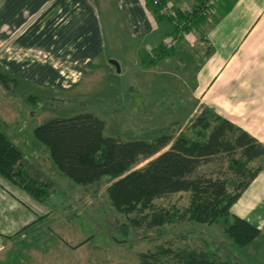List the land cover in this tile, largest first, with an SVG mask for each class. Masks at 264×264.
<instances>
[{
  "label": "rangeland",
  "instance_id": "374dc122",
  "mask_svg": "<svg viewBox=\"0 0 264 264\" xmlns=\"http://www.w3.org/2000/svg\"><path fill=\"white\" fill-rule=\"evenodd\" d=\"M94 2L104 47L80 81L67 89L24 79L14 84L0 81V130L20 149L28 175L51 185L50 194L40 202L43 214L4 242L0 264H140V253L167 244L204 249L228 263L264 264V223L255 239L238 246L231 243L224 229L227 221L221 217L211 222L179 218L166 222L165 210L187 205L185 192L154 199V209L163 213L158 218L149 215L150 209H120L107 193L115 177L103 175L87 184L76 183L55 167L47 146L33 136V127L46 118L81 112L100 118L103 135L122 141L151 140L161 134L189 136L191 120L205 106L191 114L190 100L179 98V67L174 60L142 69L144 65L136 62L137 41L126 32L112 0ZM168 2L189 10L195 0ZM157 25L156 34L171 33L169 22ZM191 41L194 46L196 40ZM110 60L117 62L119 72ZM216 161L200 166L198 173L227 175L224 165Z\"/></svg>",
  "mask_w": 264,
  "mask_h": 264
},
{
  "label": "crops",
  "instance_id": "0c3cea01",
  "mask_svg": "<svg viewBox=\"0 0 264 264\" xmlns=\"http://www.w3.org/2000/svg\"><path fill=\"white\" fill-rule=\"evenodd\" d=\"M112 2L126 32L138 42L136 62L142 69L174 60L179 98L190 100L191 114L205 105L264 146V0L213 2L211 20L192 30L196 36L191 32L194 46L180 39L160 56L153 49L166 34H156L157 21L144 0ZM97 17L94 0H0V73L12 84L24 79L70 88L103 50ZM44 209L0 176V251ZM229 211L259 230L264 223V166Z\"/></svg>",
  "mask_w": 264,
  "mask_h": 264
},
{
  "label": "trees",
  "instance_id": "16d2710c",
  "mask_svg": "<svg viewBox=\"0 0 264 264\" xmlns=\"http://www.w3.org/2000/svg\"><path fill=\"white\" fill-rule=\"evenodd\" d=\"M166 2L168 0H144L157 22L170 23L171 33L178 25L185 30L194 29L207 18L198 13L201 0H195L189 10L172 5L171 13L162 14L159 10ZM187 21L189 26H185ZM170 49H164L160 42L153 52L160 56ZM148 61H152L151 57ZM0 81L7 83L9 80L0 73ZM103 128L100 118L90 112H81L68 117L46 118L33 127L32 134L47 146L55 167L74 182L87 184L103 175L115 177L107 193L112 204L120 209H150L149 215L157 218L164 213L168 223L177 218L179 221L211 222L221 217L227 221L224 229L231 243L238 246L251 242L258 235L255 226L229 211L231 204L264 166V146L246 131L207 106L191 120L189 136L161 134L151 140L122 141L103 135ZM21 157L20 149L0 131V176L42 202L50 194L51 185L28 175ZM213 161L223 164L227 175L198 173L200 166ZM140 163L142 165L137 166ZM176 192L187 194L186 206L163 213L154 209V199ZM121 232L126 233L124 224ZM162 260L165 264H242L238 261L228 263L204 249L172 248L170 244L139 254L140 264Z\"/></svg>",
  "mask_w": 264,
  "mask_h": 264
},
{
  "label": "built area",
  "instance_id": "2783aa9c",
  "mask_svg": "<svg viewBox=\"0 0 264 264\" xmlns=\"http://www.w3.org/2000/svg\"><path fill=\"white\" fill-rule=\"evenodd\" d=\"M202 4L199 8V15H203V16H208L209 13H211L212 11V0H201ZM171 5L169 2H166V4H164L159 12L162 14H169L171 13L170 11ZM185 26H189V22H185ZM193 28H188L187 30L183 29L181 27V25H178L175 32L170 33L169 35H165L164 37H162L161 40V45L163 46V48L169 49L172 48L174 45H176L178 39H186L189 43L192 42L191 41V32H192Z\"/></svg>",
  "mask_w": 264,
  "mask_h": 264
},
{
  "label": "water",
  "instance_id": "95a60500",
  "mask_svg": "<svg viewBox=\"0 0 264 264\" xmlns=\"http://www.w3.org/2000/svg\"><path fill=\"white\" fill-rule=\"evenodd\" d=\"M109 63L114 67L116 72L119 71V66H118L117 62L110 60Z\"/></svg>",
  "mask_w": 264,
  "mask_h": 264
}]
</instances>
